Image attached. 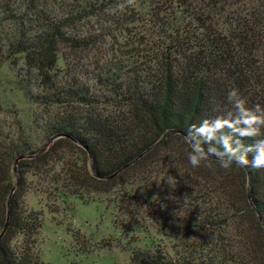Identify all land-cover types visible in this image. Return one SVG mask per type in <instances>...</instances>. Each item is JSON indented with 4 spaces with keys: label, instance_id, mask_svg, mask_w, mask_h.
<instances>
[{
    "label": "trees",
    "instance_id": "16d2710c",
    "mask_svg": "<svg viewBox=\"0 0 264 264\" xmlns=\"http://www.w3.org/2000/svg\"><path fill=\"white\" fill-rule=\"evenodd\" d=\"M0 10L12 26L0 33V64L22 58L18 88L54 137L44 149L22 137L4 153L0 264H44L27 175L62 202L157 188L145 212L165 243L134 252L137 262L264 264V168L214 158L193 168L185 140L190 125L235 115L232 89L264 108V0H0ZM63 49L95 61L58 75Z\"/></svg>",
    "mask_w": 264,
    "mask_h": 264
},
{
    "label": "rangeland",
    "instance_id": "374dc122",
    "mask_svg": "<svg viewBox=\"0 0 264 264\" xmlns=\"http://www.w3.org/2000/svg\"><path fill=\"white\" fill-rule=\"evenodd\" d=\"M1 16L0 10L3 35L12 26ZM66 53L63 49L55 64L58 75H69L80 68L68 67L71 62L88 69L84 64L95 61V52H82L77 58L69 55L67 58ZM17 58L16 65L8 61L0 64V169L9 165L4 153L20 138L42 149L47 142L41 126L45 117L41 108L28 101L18 88V72L23 62L20 56ZM26 181L29 188L24 192V201L28 208L41 213L42 227L36 234L35 247L44 264H139L134 252H151L156 243H165L154 220L145 212L148 201L158 199L157 188L134 187L124 191L115 187L89 202L76 198L62 202L35 190L41 183L36 176L27 175ZM49 203L56 207L54 212L49 210ZM138 225L141 226L137 228Z\"/></svg>",
    "mask_w": 264,
    "mask_h": 264
},
{
    "label": "clouds",
    "instance_id": "9594fccd",
    "mask_svg": "<svg viewBox=\"0 0 264 264\" xmlns=\"http://www.w3.org/2000/svg\"><path fill=\"white\" fill-rule=\"evenodd\" d=\"M227 98L235 108V115H218L189 126L185 134L189 145L186 151L188 164L195 168L214 158L223 169H229L233 164L264 168V137L260 136L264 127V108L260 105L246 107L236 89L229 91ZM244 137L258 138L248 145L243 142Z\"/></svg>",
    "mask_w": 264,
    "mask_h": 264
},
{
    "label": "water",
    "instance_id": "95a60500",
    "mask_svg": "<svg viewBox=\"0 0 264 264\" xmlns=\"http://www.w3.org/2000/svg\"><path fill=\"white\" fill-rule=\"evenodd\" d=\"M56 136H59V135H56ZM53 138H54V137H51L48 141L52 140ZM48 141H47V142H48ZM47 142L45 143V146L48 144ZM247 173H248V172H247ZM11 192H12V190H11ZM249 192H250V191H249V188H248V196L250 195ZM261 221H262V220H261ZM4 229H5V227H4ZM4 229L0 232V236L3 234ZM139 264H153V263L150 262L149 260H147L146 258H141Z\"/></svg>",
    "mask_w": 264,
    "mask_h": 264
}]
</instances>
